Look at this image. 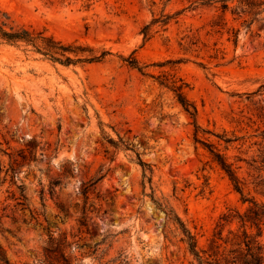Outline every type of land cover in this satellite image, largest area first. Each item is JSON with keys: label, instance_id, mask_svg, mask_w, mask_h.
<instances>
[{"label": "rangeland", "instance_id": "rangeland-1", "mask_svg": "<svg viewBox=\"0 0 264 264\" xmlns=\"http://www.w3.org/2000/svg\"><path fill=\"white\" fill-rule=\"evenodd\" d=\"M0 10L12 25L112 52L65 66L0 41V246L10 263L198 264L175 214L205 257L213 240L232 249L240 224L222 216L264 202L263 22L248 30L228 13L215 25L221 10L202 0H0ZM164 77L188 84L197 123Z\"/></svg>", "mask_w": 264, "mask_h": 264}, {"label": "trees", "instance_id": "trees-1", "mask_svg": "<svg viewBox=\"0 0 264 264\" xmlns=\"http://www.w3.org/2000/svg\"><path fill=\"white\" fill-rule=\"evenodd\" d=\"M202 4L214 5L221 10V23H216L215 25L221 27L226 26L228 23L227 14L231 13L236 20L242 19V25L248 30H251L252 26L257 21H262L264 27V0H202ZM170 19V16L162 20L154 18L151 23L147 24L142 29L145 39L151 38L152 29L155 25H166ZM11 23V16L7 12L0 10V41L2 43L17 47L22 45L32 47L33 51L40 53L54 63L65 66H77L103 61L112 54L110 50L105 49L98 52L93 46L80 43L77 40L73 42H64L50 34L47 29L15 26ZM233 32L235 38H238L239 30L234 31L233 29ZM132 65L139 68L137 59L133 60ZM160 84L170 88L176 93L179 103L183 106L185 111L195 119V123H197V107L188 99L185 93L188 84L181 79L177 80L169 77H164L160 81ZM197 128L199 127L197 126ZM210 152L213 161L228 175L235 189L241 194H244L243 182L234 164L228 162L227 158L215 148L212 147ZM140 163L144 171V180L148 178L149 181L152 182V177L147 175L148 171L152 174L150 165L142 160H140ZM1 170L2 161L0 159V171ZM99 180L100 179H97L85 187L84 194L87 198L91 187ZM59 184V180L52 183L53 186H58ZM22 197V199H26L23 194ZM245 201L246 199H244V202ZM250 202L251 206L244 213L235 211L222 216L221 219L225 221V224L237 221L240 224L241 232L234 233L230 231V234L235 236L234 240L236 242L233 243L234 247L227 253L225 249L221 252V245L213 240L209 257L202 255V252L206 253V251L200 250L196 236L188 230L183 221L175 214L172 220L179 224L182 233L181 241L187 244L189 251L194 255L198 264H264V242L261 240V238L264 237V202H258L254 199ZM157 204L160 209L166 212L168 217H171L173 213L172 210L168 209L167 206L160 202H157ZM254 231L256 232L254 233ZM222 232L223 231L219 232V239H222ZM227 242L228 241H226V243ZM0 264H11L5 250L1 246Z\"/></svg>", "mask_w": 264, "mask_h": 264}]
</instances>
